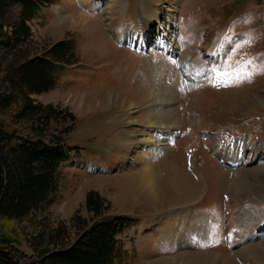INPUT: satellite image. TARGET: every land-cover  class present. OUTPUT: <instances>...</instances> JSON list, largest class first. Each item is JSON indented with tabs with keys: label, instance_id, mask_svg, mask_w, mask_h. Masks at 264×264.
Returning <instances> with one entry per match:
<instances>
[{
	"label": "rangeland",
	"instance_id": "obj_1",
	"mask_svg": "<svg viewBox=\"0 0 264 264\" xmlns=\"http://www.w3.org/2000/svg\"><path fill=\"white\" fill-rule=\"evenodd\" d=\"M87 1L92 9L78 0H53L28 21L31 52L62 39L73 46L74 63L57 73L51 89L30 97L74 115L72 123L60 116L49 127L58 133L72 126L64 141L74 149L59 165L51 201L23 219L0 218V235L32 261L41 232L63 225L74 237L71 219L76 212L87 215L85 194L94 189L110 201L111 213L133 219L118 235L123 255L115 264H264V238L252 241L236 220L243 208L264 219V154L252 153L264 145V72L227 87L209 80L210 70L225 63L264 65V0H124L123 7L119 0ZM147 2L164 8L160 21H147L141 8ZM114 29L118 36L130 31V42L115 44ZM142 38L150 42L145 47ZM195 67L200 70L190 74ZM14 108L0 110V127L25 135L29 126L14 120ZM150 127L170 134L146 133ZM125 131H144L143 140L150 134L153 147L126 146ZM217 143L238 147L242 164L215 156ZM161 144L165 150L157 151ZM243 168L254 170V177L238 180ZM223 170L231 172L225 182ZM146 173L153 175L151 189L141 185ZM252 190L261 195L249 199ZM227 208L231 219L225 223ZM163 218L167 224L157 226ZM178 226L176 235L166 233Z\"/></svg>",
	"mask_w": 264,
	"mask_h": 264
},
{
	"label": "trees",
	"instance_id": "obj_2",
	"mask_svg": "<svg viewBox=\"0 0 264 264\" xmlns=\"http://www.w3.org/2000/svg\"><path fill=\"white\" fill-rule=\"evenodd\" d=\"M53 0H0V110L14 106L16 122H26L29 131L17 134L0 127V218L23 219L51 201L59 165L71 157L74 147L64 136L72 126L58 133L49 132L60 117L75 121L67 109L43 105L31 94L51 89L56 75L74 63L73 46L59 40L42 53L28 48L31 30L28 21ZM16 9V12H12ZM15 14V15H13ZM47 138V140H45ZM86 216L75 213L71 225L75 235L68 237L65 227L52 234H38L33 241L36 258L23 259L8 236L0 235V264H115L123 255L118 238L133 219L110 212V201L97 190H88L84 202ZM69 238V239H68Z\"/></svg>",
	"mask_w": 264,
	"mask_h": 264
},
{
	"label": "bare ground",
	"instance_id": "obj_3",
	"mask_svg": "<svg viewBox=\"0 0 264 264\" xmlns=\"http://www.w3.org/2000/svg\"><path fill=\"white\" fill-rule=\"evenodd\" d=\"M113 1H116V0H113ZM120 1V6L121 7H123L125 4H124V0H119ZM78 2H79V4H80V7L81 8H84V9H92L93 7H94V5H92L91 3H89L87 0H78ZM114 5H116L117 3H113ZM113 4L111 5H109V9H110V11L111 10H113ZM141 8H143V13L145 14V15H148L149 16V18H147V21H149L150 20V18H152V23L153 22H155V21H160V19H161V17L159 16L160 14H161V10L163 9L164 10V8H162L161 10H158V9H155V8H153L152 6H150V4H149V2H147V3H145L144 5H143V7H141ZM110 15V14H109ZM112 19V16H109V20H111ZM146 20V19H145ZM148 26V25H147ZM162 27V26H161ZM134 28V27H133ZM150 28H151V26H149L148 27V31L150 30ZM113 31V34H115V36L117 35V33H116V30L114 29V30H112ZM133 32H134V30H133ZM120 33V32H119ZM129 33H130V31H127L126 33H125V35H123V36H116V38H115V41H114V43L115 44H118V42H120V41H129L130 42V36L131 35H129ZM146 36V34H143V36ZM131 38H132V36H131ZM134 39H137V37L136 36H134L133 37ZM133 39V40H134ZM147 40V41H146ZM146 40H144L143 38H142V40H141V47H145L147 44H149V43H147L148 42V39L146 38ZM128 42V43H129ZM147 43V44H146ZM130 44H132V42L130 43ZM169 52H171L170 50H169ZM183 53H185V52H183ZM182 53V54H183ZM172 54H176V53H172ZM181 54V55H182ZM180 55V56H181ZM180 56H179V59H178V61L180 60ZM202 63V62H201ZM185 64H187V60L185 59V57H183L182 58V65L184 66ZM203 65H205V64H203ZM208 66V65H207ZM209 67V66H208ZM184 68H186V66H184ZM193 69V71H190L189 69H187L188 70V72L190 73V74H192V73H194V72H196V70L198 69V70H200L199 68H192ZM206 71V70H205ZM207 72V71H206ZM205 72V73H206ZM194 83V82H193ZM199 83H203V79H201L200 78V82ZM167 102V101H166ZM157 113V112H156ZM151 126V125H150ZM154 127V126H153ZM158 129H156V128H152V127H150L149 129H147L146 130V133H150V131H157ZM158 133H163V134H170V131H168V130H158L157 131ZM138 133V132H137ZM137 133H135V134H133V135H131V134H128V131H125V132H123V134H122V137H124L125 138V141L127 140L128 141V143H129V141H131V143L130 144H126V146H130L131 144H134V143H142L143 142V146H142V148L140 147L139 149H140V151H145L146 152V150H147V148L148 149H150V148H152L153 147V145H154V141L153 140H151V138H152V136H149L150 134H148V138L147 139H145V140H143L140 136H142L143 135V133H145L144 131H141V132H139L138 134ZM157 133V134H158ZM163 136V135H162ZM156 141V140H155ZM231 142V141H230ZM123 143V142H122ZM157 143V142H156ZM155 147L157 148V151L158 150H165V145H163V144H161V145H155ZM238 147H231L230 145H225V146H223L222 144H219V143H217V144H214V150H213V153H214V155L215 156H218V158L219 159H221V160H226L227 162H229V163H231L233 166H235V165H241L242 164V160H243V156H241L240 155V151H239V149H237ZM253 153V155L254 156H256V155H259V154H264V145H262V144H259L258 145V150H255V151H253L252 152ZM245 159V158H244ZM246 164V163H245ZM230 165V164H229ZM237 165V166H238ZM244 165V164H243ZM224 172H222L223 174H225L224 176H223V174H222V179H223V181L225 182V181H227V178L230 176V174H231V172L230 171H225V170H223ZM192 172H193V170H192ZM259 172L260 171H258V173H257V175L259 174ZM234 173H235V171H234ZM240 173V174H239ZM255 174L254 173V170L252 171V170H250V169H245V168H243L242 170H240V171H237V174L236 175H240L239 176V179L238 180H240L242 177H243V175H245V176H248V177H250V178H253L254 177V175L253 174ZM256 175V176H257ZM152 176L153 175H151V173H146V175H141V178H140V180H141V185L143 186L144 185V187H143V189L146 187V188H150V186H153L152 185ZM237 177V176H236ZM235 177V178H236ZM234 178V179H235ZM222 181V182H223ZM242 181V180H241ZM249 182V181H248ZM226 184V183H225ZM246 185H248V184H246ZM239 186V185H238ZM256 188V187H255ZM151 189V188H150ZM149 189V190H150ZM253 189V188H252ZM146 190V189H145ZM248 192H249V190H248ZM247 193V192H246ZM261 194H260V192L259 191H256V190H252V192L250 193V198L249 199H253V198H257L258 196H260ZM260 198V197H259ZM230 200L231 199H228V201L230 202ZM248 202V201H247ZM230 205V204H229ZM228 207H231V205L230 206H228ZM253 208V207H252ZM247 209V211H245L244 210V208L243 209H241V210H239V212H238V215L236 216L237 218H236V220L238 221V222H240L241 223V225L243 226V228L245 229V232H247L248 233V235H250V233H251V238H252V241H255L256 239H260V238H264V219L263 220H261V221H259V218L261 217H259V215H258V213H261L260 211H256L255 210V212L256 213H254L251 209H249V208H246ZM256 209V208H255ZM226 214H231L230 213V208H227V211H226ZM228 216V215H227ZM263 217V216H262ZM228 222V221H227ZM167 223H166V219H162V220H159V222H157V226H160V227H162V226H165ZM184 224V223H183ZM185 225V224H184ZM187 227V226H186ZM180 228H182V227H180V226H178V227H176L175 229H170V228H166V233H168L169 235H172V233H174L175 235L178 233V232H180L181 231V229ZM179 229V230H178ZM199 231H201V230H203V226H201V227H199V229H198ZM173 231V232H172ZM192 232V231H191ZM189 233V232H188ZM187 233V234H188ZM181 234V233H180ZM186 234V233H185ZM180 236V235H179ZM179 236L177 237V240H175L176 242L177 241H179L180 242V240H179ZM183 237V236H182ZM255 238V240H253ZM227 240L229 241V237L227 238ZM253 243V242H252ZM264 244V242H263V240L261 241V243H260V245H263ZM260 245H257V246H251V249L249 250V252H252V251H254V252H256V251H258L261 247H260ZM250 254V253H249ZM241 256V255H240Z\"/></svg>",
	"mask_w": 264,
	"mask_h": 264
},
{
	"label": "snow or ice",
	"instance_id": "obj_4",
	"mask_svg": "<svg viewBox=\"0 0 264 264\" xmlns=\"http://www.w3.org/2000/svg\"><path fill=\"white\" fill-rule=\"evenodd\" d=\"M251 39L252 37L249 36L246 42L250 43ZM237 65V67L233 68L230 64L225 63L219 69H211L210 72L214 73V77L209 76L210 82L213 83V86L223 85L227 87L233 82L240 83L250 80L252 75L257 71L264 72V65H258L252 59L243 61L242 63L237 61Z\"/></svg>",
	"mask_w": 264,
	"mask_h": 264
},
{
	"label": "crops",
	"instance_id": "obj_5",
	"mask_svg": "<svg viewBox=\"0 0 264 264\" xmlns=\"http://www.w3.org/2000/svg\"><path fill=\"white\" fill-rule=\"evenodd\" d=\"M228 205V204H227ZM231 205V204H230ZM230 205H228V206H230ZM239 207V206H238ZM235 210H237V208L235 209ZM225 212V211H224ZM231 212H233V211H231ZM228 215V216H227ZM223 216V215H222ZM230 219H231V215H229V214H226L225 213V223H228V222H230ZM221 220H223V219H221ZM228 221V222H227Z\"/></svg>",
	"mask_w": 264,
	"mask_h": 264
}]
</instances>
